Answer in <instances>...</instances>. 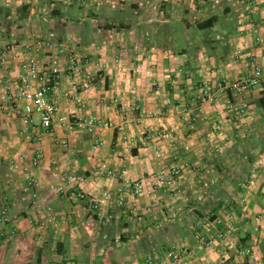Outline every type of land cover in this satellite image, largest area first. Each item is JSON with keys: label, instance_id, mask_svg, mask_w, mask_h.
I'll use <instances>...</instances> for the list:
<instances>
[{"label": "crops", "instance_id": "0c3cea01", "mask_svg": "<svg viewBox=\"0 0 264 264\" xmlns=\"http://www.w3.org/2000/svg\"><path fill=\"white\" fill-rule=\"evenodd\" d=\"M23 6L31 11L21 22ZM212 19L211 29L197 28ZM37 40L65 44L83 71H98L83 91L70 53L59 55L61 116L114 127L47 131L38 117L25 127L1 109L19 76L0 64V210L10 211L0 264H173L172 250L184 264H252L240 255L246 249L264 264V83L239 97L219 91L251 75L252 62L264 68V0H0V54ZM57 51L35 55L47 65ZM207 89L216 102L199 101ZM229 99L247 103L248 114L227 110ZM163 128L171 139L158 137ZM175 167L173 187L124 193L130 181L154 188L155 176ZM228 226L235 231L220 239Z\"/></svg>", "mask_w": 264, "mask_h": 264}, {"label": "built area", "instance_id": "2783aa9c", "mask_svg": "<svg viewBox=\"0 0 264 264\" xmlns=\"http://www.w3.org/2000/svg\"><path fill=\"white\" fill-rule=\"evenodd\" d=\"M86 0H69V3L80 4L84 3ZM160 3L171 2L172 0H158ZM54 47L57 49L58 54L52 56L49 64H43L40 60L39 54L45 49ZM67 46L63 43H58L55 46L45 43L43 41L37 40L33 44H21L16 46H8L0 54V64L2 68L8 74L16 71L19 76V83L16 89L12 86L11 81H8V97L7 103L1 107L8 115H15L25 127H35L36 117L39 118L41 126L50 131L53 129L55 123H59L64 126L69 132H87L94 133L96 131H103L105 129H110L114 127L113 123L102 121L98 118H88L86 120H79L77 122H72L66 116H61L60 108L54 100V93L56 90V85L60 78V65H59V55L70 53L69 63L71 68L78 74L80 79L79 84L83 91L88 90L93 86L97 72L94 71H83L84 65H80L81 60L77 56L68 52ZM22 54H28V57H23ZM240 52L238 55H241ZM21 56L23 57L22 60ZM18 67L13 70V63L18 62ZM252 73L249 76L242 77L236 81L229 83L223 82L219 85V91L225 94H233L234 97H239L241 94L249 93L255 88L261 86L264 83V68L252 62ZM14 91V92H13ZM199 101L204 103L206 101L216 102L217 98L214 97L211 89H207L199 96ZM227 110L233 112L238 118L244 117L249 112V105L247 103L237 104L231 99L227 100ZM221 126L216 127V131H221ZM120 131H124V128H120ZM173 132L163 128L158 132V137L163 140H168L172 138ZM27 138L30 135H26ZM135 138V137H133ZM132 137L128 138L129 141H133ZM231 139V138H229ZM228 140V139H227ZM230 141V140H228ZM66 146L65 143H63ZM102 142L97 141L96 146H101ZM214 150H219L217 147ZM42 155L37 154L33 164L36 166L39 164ZM2 168V162L0 161V169ZM180 170L179 168L162 169L156 176V185L154 188H148V184L145 181H130L125 184L124 193L127 195L140 197L146 191H156L158 188H171L173 187L179 178ZM110 177H117L115 172H109ZM34 180L30 181V185L34 184ZM64 188L56 189L57 192H63ZM74 199L76 201H84L90 204V207L97 212H100V205L94 199L90 198L83 192L74 193ZM120 204H124V197L120 199ZM9 208L3 207L0 210V223L6 224L9 222L10 218ZM218 224H222L218 221ZM204 227L210 229L213 224L210 221L204 223ZM227 231V232H226ZM223 233L218 234V237L222 240L227 238L228 233H233L235 228L233 226H228L227 230ZM15 234V231L12 232ZM197 240L199 242L205 243L206 246L211 245V241H207L202 235H197ZM240 255L249 259L252 264H258L254 253L250 249L240 251ZM169 259L173 264H184L182 262L181 255L172 250L168 255ZM212 264V263H211ZM213 264H232L229 263L227 259L221 260L219 263Z\"/></svg>", "mask_w": 264, "mask_h": 264}, {"label": "trees", "instance_id": "16d2710c", "mask_svg": "<svg viewBox=\"0 0 264 264\" xmlns=\"http://www.w3.org/2000/svg\"><path fill=\"white\" fill-rule=\"evenodd\" d=\"M75 4V3H72ZM31 7L30 6H23L18 9L17 14H18V21L24 22L28 19L30 15ZM214 21L215 19H212L211 21L207 23H199L197 28H200L201 30H208L211 29L214 26Z\"/></svg>", "mask_w": 264, "mask_h": 264}]
</instances>
